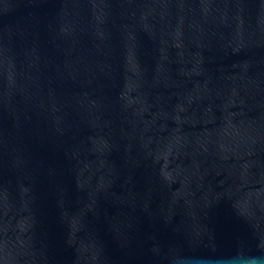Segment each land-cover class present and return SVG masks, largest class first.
Here are the masks:
<instances>
[{
    "label": "water",
    "instance_id": "95a60500",
    "mask_svg": "<svg viewBox=\"0 0 264 264\" xmlns=\"http://www.w3.org/2000/svg\"><path fill=\"white\" fill-rule=\"evenodd\" d=\"M264 258V0H0V264Z\"/></svg>",
    "mask_w": 264,
    "mask_h": 264
},
{
    "label": "clouds",
    "instance_id": "9594fccd",
    "mask_svg": "<svg viewBox=\"0 0 264 264\" xmlns=\"http://www.w3.org/2000/svg\"><path fill=\"white\" fill-rule=\"evenodd\" d=\"M247 264H264V258H253L247 261Z\"/></svg>",
    "mask_w": 264,
    "mask_h": 264
}]
</instances>
